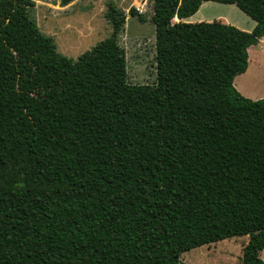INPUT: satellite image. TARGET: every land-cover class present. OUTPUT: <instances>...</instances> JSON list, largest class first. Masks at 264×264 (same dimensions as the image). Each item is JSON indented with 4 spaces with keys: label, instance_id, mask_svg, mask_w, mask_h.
I'll use <instances>...</instances> for the list:
<instances>
[{
    "label": "trees",
    "instance_id": "obj_1",
    "mask_svg": "<svg viewBox=\"0 0 264 264\" xmlns=\"http://www.w3.org/2000/svg\"><path fill=\"white\" fill-rule=\"evenodd\" d=\"M149 1L156 81L134 84L113 4L110 37L73 60L32 0H0V264H181L243 235L241 264H264V99L233 86L264 0ZM208 1L254 28L182 21Z\"/></svg>",
    "mask_w": 264,
    "mask_h": 264
},
{
    "label": "rangeland",
    "instance_id": "obj_2",
    "mask_svg": "<svg viewBox=\"0 0 264 264\" xmlns=\"http://www.w3.org/2000/svg\"><path fill=\"white\" fill-rule=\"evenodd\" d=\"M32 1L34 6L30 9V16L39 30L53 38L59 53L73 60L110 37L112 29L105 13L107 5L113 4L125 16L118 43L124 50L128 81L134 84H153L156 81L155 29L150 21L152 8L149 0H71L65 4L61 0ZM202 6L210 7L211 19L219 15L238 29L253 22L232 4L208 1ZM131 7L144 14L146 20L140 22L130 16ZM254 51L251 50L248 60L250 74L246 72L243 76H236L233 86L236 88L235 85L241 83L248 96L264 99V66L255 62L257 55ZM247 240L245 235L235 236L188 250L180 255L181 264H241L242 248ZM260 258L264 262V250Z\"/></svg>",
    "mask_w": 264,
    "mask_h": 264
},
{
    "label": "crops",
    "instance_id": "obj_3",
    "mask_svg": "<svg viewBox=\"0 0 264 264\" xmlns=\"http://www.w3.org/2000/svg\"><path fill=\"white\" fill-rule=\"evenodd\" d=\"M205 3V2H204ZM204 3H202L199 7V9L197 10V12L195 14H193L192 16L182 20L183 22H190V23H197V22H211V21H214V20H220L221 22L223 23H226V24H230L226 19L222 18L221 16L217 15L216 17H214V19H211L213 18L212 15L210 14V7L207 6V7H203L202 5H204ZM200 9H202L200 11ZM200 11V12H198ZM176 22H178V19H176ZM231 25V24H230ZM255 26V22L253 21L252 24H249L248 27H244V28H241L240 30H243V31H247V32H250L252 31V29L254 28ZM254 49V55H257L255 56V62H258L259 64L263 63L262 65L264 66V36L259 40L258 44L255 45V46H251L248 48V60H250V57H251V50ZM249 65H247V69L246 71L242 74V76L246 73L247 75L250 74L249 72ZM234 81V80H233ZM241 84V83H240ZM235 85V89L245 98H250L252 100H257L255 97H250L247 95V93H245L243 91L244 87H242V85Z\"/></svg>",
    "mask_w": 264,
    "mask_h": 264
}]
</instances>
